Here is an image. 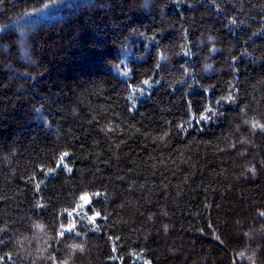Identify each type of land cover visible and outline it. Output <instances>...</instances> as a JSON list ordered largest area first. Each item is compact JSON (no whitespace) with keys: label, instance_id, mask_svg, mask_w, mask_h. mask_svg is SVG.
I'll return each instance as SVG.
<instances>
[{"label":"trees","instance_id":"trees-1","mask_svg":"<svg viewBox=\"0 0 264 264\" xmlns=\"http://www.w3.org/2000/svg\"><path fill=\"white\" fill-rule=\"evenodd\" d=\"M0 264H264V0H0Z\"/></svg>","mask_w":264,"mask_h":264},{"label":"rangeland","instance_id":"rangeland-1","mask_svg":"<svg viewBox=\"0 0 264 264\" xmlns=\"http://www.w3.org/2000/svg\"><path fill=\"white\" fill-rule=\"evenodd\" d=\"M19 38H22V37L19 36ZM116 68H117V70H119L120 72H126V66H125L124 63L121 64V65H119V66H117Z\"/></svg>","mask_w":264,"mask_h":264},{"label":"snow or ice","instance_id":"snow-or-ice-1","mask_svg":"<svg viewBox=\"0 0 264 264\" xmlns=\"http://www.w3.org/2000/svg\"><path fill=\"white\" fill-rule=\"evenodd\" d=\"M82 199H86L85 197H82Z\"/></svg>","mask_w":264,"mask_h":264}]
</instances>
